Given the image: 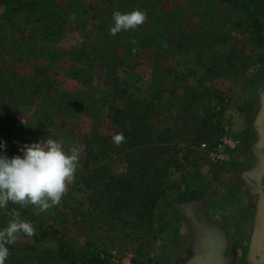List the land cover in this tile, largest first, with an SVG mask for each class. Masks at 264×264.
<instances>
[{"label": "rangeland", "instance_id": "obj_1", "mask_svg": "<svg viewBox=\"0 0 264 264\" xmlns=\"http://www.w3.org/2000/svg\"><path fill=\"white\" fill-rule=\"evenodd\" d=\"M248 1L56 0L60 16L45 9L43 21L0 5V65L29 84L17 91L16 119L0 140L53 138L79 154L57 204L41 211L9 202L6 225L13 213L27 221L32 215L33 226L42 221L81 245L92 241L88 257L106 264H189L199 238L187 208L203 203L196 210L224 233V256L242 257L237 244L249 233L242 222L255 210L256 185L264 186L253 148L262 137L264 16L262 27L253 25ZM135 9L145 12L144 22L112 34L113 12ZM103 62L129 89L116 92ZM112 105L124 109L121 118ZM133 124L143 126L138 138L125 128ZM103 137L109 148L98 158L95 143ZM134 165L130 183L123 176ZM86 209L92 217L79 223ZM32 243L17 233L5 264L34 263ZM46 264H61L59 254Z\"/></svg>", "mask_w": 264, "mask_h": 264}, {"label": "clouds", "instance_id": "obj_2", "mask_svg": "<svg viewBox=\"0 0 264 264\" xmlns=\"http://www.w3.org/2000/svg\"><path fill=\"white\" fill-rule=\"evenodd\" d=\"M145 17V12L140 9L131 12L116 10L110 31L115 34L135 28L144 22ZM114 139L120 142L123 135L118 134ZM6 148V141L0 140V209H6L9 202L30 203L41 211L57 204L68 182L74 180L79 162L78 148L72 147L71 152H67L62 143L53 138L20 145L22 155L9 156ZM34 231L31 222L19 220L13 213V219L0 228V264H5L10 252L8 245L15 240L17 233L30 236Z\"/></svg>", "mask_w": 264, "mask_h": 264}, {"label": "trees", "instance_id": "obj_3", "mask_svg": "<svg viewBox=\"0 0 264 264\" xmlns=\"http://www.w3.org/2000/svg\"><path fill=\"white\" fill-rule=\"evenodd\" d=\"M234 1V0H229ZM0 5H4L6 7H11L15 11V15L18 16H26L25 21H27L28 17L34 16L37 21H43V12H46L45 9L50 8L49 14H53L56 17L60 16V12L56 9L58 8V3L56 0H0ZM87 6V5H85ZM245 6L246 11V17L247 19L251 20L253 25L256 27H262L263 22L260 20V16H264V0H252L248 1ZM89 6H87V9ZM79 14V13H78ZM28 15V16H27ZM184 40L188 41L189 37H184ZM151 43V42H150ZM181 44H184V42H181ZM201 46V44L199 45ZM96 49V48H95ZM107 52V51H105ZM103 55L102 59L105 60L109 58V54L107 53H101ZM95 59V58H94ZM93 60H90V62ZM92 65V63H91ZM112 63H102L101 67L106 71V76L108 77L109 81L111 80L113 85L116 86V92L119 93V91L123 90L124 92L129 89L128 87H120L118 84L121 82V77H119L116 74V68L112 66ZM117 66V63H116ZM110 68V69H109ZM107 69V70H106ZM24 80V79H22ZM26 86V87H25ZM126 86V85H125ZM29 87V84H23L21 82V79L18 78V76L11 70V68L8 65H0V117L3 120L0 124V135L8 132L11 127H13L12 123L9 124L8 121L13 122L15 118V107L14 103L19 102V100H22L21 98H18L17 91L19 89H25ZM16 91V92H15ZM20 92V90L18 91ZM111 111L116 112L113 113L114 119L121 118L120 113H124V109L121 107H117V109L114 108V105L111 106ZM148 114H144L145 118V128L148 131L149 127L152 128V123L148 124L149 118L147 119ZM138 119H142L143 117H138ZM138 126V127H137ZM126 129L131 128V130L135 131V136L137 138L143 134V126L139 127V124H133V126L125 127ZM150 132V131H149ZM95 147L98 150V153L96 156L98 158H102V155L104 156L107 153V149L109 148L108 142L105 137L102 139L97 140L95 143ZM110 144V143H109ZM142 150V149H141ZM140 150V151H141ZM147 162V161H145ZM137 165H134V171L131 170L129 173H126L124 178L129 179L130 183L135 182L134 176L135 174H138V171H136ZM139 169V168H138ZM137 169V170H138ZM134 185H132L133 187ZM107 189L111 188V186H107ZM106 188L104 189V192L106 191ZM152 201V199H150ZM104 203V201H102ZM107 204L103 205L100 212H105V207ZM156 202H153L150 205L149 213L150 215L153 214L152 209L156 206ZM10 204H8L7 208H10ZM80 215H82V219L79 223H85L86 217H92V214L89 209H86L84 212H80ZM6 216H7V209H0V226L6 225ZM32 216V215H31ZM29 217L32 224L33 218ZM39 220V219H38ZM40 221V220H39ZM35 231L32 235H30V240H32V252L33 255H31L30 259L33 260L34 263L32 264H46L47 261L50 260L52 254H59L60 256V262L61 264H106L108 261L96 259V258H90L88 257L89 248L92 245V241H86L85 244H80L76 240L66 238V235L63 230H61L59 227L51 226V227H43L42 221L34 225ZM50 241H55L56 245L55 247H46L47 243ZM53 243V242H51ZM50 245V244H49ZM45 247V248H44ZM55 248V249H54ZM33 256V257H32ZM57 259V257H55Z\"/></svg>", "mask_w": 264, "mask_h": 264}, {"label": "flooded vegetation", "instance_id": "obj_4", "mask_svg": "<svg viewBox=\"0 0 264 264\" xmlns=\"http://www.w3.org/2000/svg\"><path fill=\"white\" fill-rule=\"evenodd\" d=\"M258 133L261 132V142L255 145L256 155L261 160L262 170L264 171V113L260 117L259 122L256 125ZM259 178V177H258ZM258 180H261L260 178ZM258 182L254 181L252 184L256 185ZM264 185V184H263ZM256 191H260L257 194V204L255 210L249 211L248 217L242 222L245 227V231L248 229V235L245 233L242 245L243 246L242 257H224L226 264H264V186L259 188L256 185ZM197 206L203 207V203H196ZM196 205L188 206V212L193 217L192 225L194 229H197L198 223H201L200 211L196 210ZM202 223H204L202 217ZM241 223V222H240ZM236 262L234 263V261Z\"/></svg>", "mask_w": 264, "mask_h": 264}, {"label": "water", "instance_id": "obj_5", "mask_svg": "<svg viewBox=\"0 0 264 264\" xmlns=\"http://www.w3.org/2000/svg\"><path fill=\"white\" fill-rule=\"evenodd\" d=\"M197 225L198 250L196 258L189 264H226L224 250L226 237L224 233L214 224L208 223L205 219Z\"/></svg>", "mask_w": 264, "mask_h": 264}, {"label": "crops", "instance_id": "obj_6", "mask_svg": "<svg viewBox=\"0 0 264 264\" xmlns=\"http://www.w3.org/2000/svg\"><path fill=\"white\" fill-rule=\"evenodd\" d=\"M6 143H7V148H6L7 154L14 155V154H17L16 152H18L16 150H19V149H16L14 147L20 146V145L26 143V140L23 138L18 139V140H12V139L8 138Z\"/></svg>", "mask_w": 264, "mask_h": 264}, {"label": "built area", "instance_id": "obj_7", "mask_svg": "<svg viewBox=\"0 0 264 264\" xmlns=\"http://www.w3.org/2000/svg\"><path fill=\"white\" fill-rule=\"evenodd\" d=\"M225 140H226V138H225ZM202 145H203L204 147H206V143H203Z\"/></svg>", "mask_w": 264, "mask_h": 264}]
</instances>
